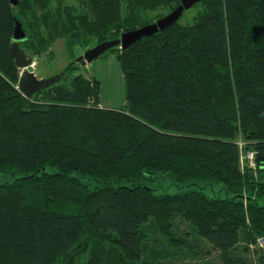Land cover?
<instances>
[{"label":"trees","instance_id":"1","mask_svg":"<svg viewBox=\"0 0 264 264\" xmlns=\"http://www.w3.org/2000/svg\"><path fill=\"white\" fill-rule=\"evenodd\" d=\"M17 2L0 0V172L13 177L0 182V264H176L213 252L221 264H264L250 248L264 236V0H201L192 22L184 10L111 48L125 80L119 107L101 105L100 80L76 60L27 98L16 21L30 56L57 39L74 54L182 0ZM248 151L255 168L242 164ZM163 175L221 183L229 196L157 193Z\"/></svg>","mask_w":264,"mask_h":264},{"label":"rangeland","instance_id":"2","mask_svg":"<svg viewBox=\"0 0 264 264\" xmlns=\"http://www.w3.org/2000/svg\"><path fill=\"white\" fill-rule=\"evenodd\" d=\"M199 8L192 7L187 9L181 21L190 23L193 21L194 15ZM51 54H45L40 57H34V65L37 76L39 78L50 77L61 73L72 61H77L86 50L74 48V54L70 53L65 40L57 39L51 46ZM22 71V70H21ZM22 73H24L22 71ZM85 77H94L101 83V105L104 107H119L124 105L125 97V80L124 74L120 66V62L116 55L112 53L103 54L100 58L95 59L91 63L80 64L77 71ZM45 76V77H44ZM13 177L0 172V182L9 181ZM94 185L95 181L90 180ZM155 191L157 193H176L187 190H202L210 196L227 197L229 193L224 189L221 183L216 184H184L177 186L168 176H164L157 180ZM200 256H191L186 254L176 264H221L219 256L216 252L212 254Z\"/></svg>","mask_w":264,"mask_h":264},{"label":"water","instance_id":"3","mask_svg":"<svg viewBox=\"0 0 264 264\" xmlns=\"http://www.w3.org/2000/svg\"><path fill=\"white\" fill-rule=\"evenodd\" d=\"M200 1L201 0H182L181 5H179L174 11L157 19L155 22L144 25L138 29L124 32L118 39L105 41L87 49L82 55H80L78 62L82 61L84 63H91L108 52L111 48L116 46H120L123 49L127 48L133 42L140 40L144 36H149L159 30H164L165 28L173 25L181 17L184 10L192 8ZM17 3V0H12V4L14 6L17 5ZM26 39V32L22 28L21 22L17 20L14 27L12 53L18 67L23 70L25 75V77L20 80L18 88L27 98L33 99L42 90L55 84L56 82H59L60 75L57 74L45 78H39L36 75V69L33 62L34 58L20 46V42L25 41Z\"/></svg>","mask_w":264,"mask_h":264},{"label":"built area","instance_id":"4","mask_svg":"<svg viewBox=\"0 0 264 264\" xmlns=\"http://www.w3.org/2000/svg\"><path fill=\"white\" fill-rule=\"evenodd\" d=\"M239 144L242 147L244 142L239 141ZM246 160H247L249 166L254 167V168L256 167L255 152L254 151H248L247 153L242 155V164L243 165L245 164ZM250 248L252 250H255V251L259 250L260 252H262L264 254V236L257 237L256 241L250 245Z\"/></svg>","mask_w":264,"mask_h":264},{"label":"crops","instance_id":"5","mask_svg":"<svg viewBox=\"0 0 264 264\" xmlns=\"http://www.w3.org/2000/svg\"><path fill=\"white\" fill-rule=\"evenodd\" d=\"M36 75H37V73H36ZM45 77V76H44Z\"/></svg>","mask_w":264,"mask_h":264}]
</instances>
